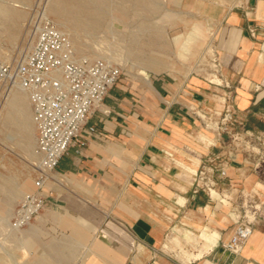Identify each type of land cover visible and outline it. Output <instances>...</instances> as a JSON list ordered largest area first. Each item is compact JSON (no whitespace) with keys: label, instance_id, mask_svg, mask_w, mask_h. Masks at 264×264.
<instances>
[{"label":"crops","instance_id":"crops-1","mask_svg":"<svg viewBox=\"0 0 264 264\" xmlns=\"http://www.w3.org/2000/svg\"><path fill=\"white\" fill-rule=\"evenodd\" d=\"M182 2L190 13L201 10L216 22V79L154 73L136 77L133 85L121 80L108 91L86 124L98 136L71 145L58 160L53 185L41 190L48 203L37 224H54L57 237L85 245V254L73 255L70 264H264V152L258 150L264 147V0ZM15 97H21L17 103ZM7 103L35 163L39 154L28 96L15 90ZM225 108L234 117L236 141L218 135L211 124L206 128L196 114L213 123L218 117L211 113ZM202 184L210 192L197 187ZM19 189L29 192L15 204L7 196L1 200L0 208L10 210L0 215L6 226L35 186L31 191V181L24 179ZM249 204L256 206L251 234L231 256L222 244ZM177 224L216 242L182 263L162 248L168 231L173 240L184 235ZM39 248L38 263L27 264H50L46 247Z\"/></svg>","mask_w":264,"mask_h":264},{"label":"rangeland","instance_id":"rangeland-1","mask_svg":"<svg viewBox=\"0 0 264 264\" xmlns=\"http://www.w3.org/2000/svg\"><path fill=\"white\" fill-rule=\"evenodd\" d=\"M99 1L102 2L100 19L95 20L91 30H85L53 16L50 11L58 7L54 0H0V64L19 60L32 44L34 26L46 18L68 36L77 56L105 58L118 65L124 84L133 85L136 77L154 73L174 78L195 75L216 79L212 47L216 22L205 18L201 10L190 13L182 0ZM6 10L15 12L16 16L8 17ZM4 89L0 83V186H12L17 192L6 193L0 187V203L7 196L15 204L29 192L18 191L22 181L30 180L32 191L39 174L31 146L23 147L20 131L9 118L13 109L7 103L9 91L5 93ZM53 172L45 180L44 188L53 185ZM216 193L212 196H218ZM44 208L20 230H11L0 222V264L38 263L41 245L46 247L44 259L50 264H70L73 255L85 254L83 243L78 245L67 235L57 237L54 224H37L45 216ZM9 211L0 208V215L6 216ZM53 211L57 215L62 213L56 207ZM30 226L32 229L28 230ZM175 228L184 231V235L172 240V230L166 232L162 248L182 263L191 261L215 242L201 232L183 229L181 224ZM189 249L198 252L193 254Z\"/></svg>","mask_w":264,"mask_h":264},{"label":"built area","instance_id":"built-area-1","mask_svg":"<svg viewBox=\"0 0 264 264\" xmlns=\"http://www.w3.org/2000/svg\"><path fill=\"white\" fill-rule=\"evenodd\" d=\"M33 36L29 50L19 60L0 64V83L5 87L4 92L18 88L28 96L39 154L35 191L27 194L13 211L9 221L11 230H20L29 224L47 205V196L41 190L68 148L74 144L82 146L90 137L98 136L94 126L86 125L88 118L123 76L121 68L105 58L77 56L68 36L46 18L34 26ZM196 114L204 120L206 128L211 124L218 135L226 134L237 140L231 128L234 117L228 108L212 112L218 117L213 123L205 120H209L206 114ZM258 150L262 154L264 147ZM220 174L224 171L220 170ZM197 187L210 192L208 184ZM255 210V205L245 206L231 238L222 244L229 255L241 252L251 234Z\"/></svg>","mask_w":264,"mask_h":264},{"label":"bare ground","instance_id":"bare-ground-1","mask_svg":"<svg viewBox=\"0 0 264 264\" xmlns=\"http://www.w3.org/2000/svg\"><path fill=\"white\" fill-rule=\"evenodd\" d=\"M54 1L58 3V7L53 8L50 11V13L56 18L69 20L73 26L80 28V29L91 30L93 24L96 22L95 20H97L101 16L102 2L99 0H84V3H80L78 0H54ZM82 7H86L89 10L87 11L83 10ZM5 14L8 17L16 16L15 12L10 11V10H6ZM151 62H157V61L151 60ZM148 86H150L149 82H148ZM15 90H20V89L12 88L9 91V94L11 92H14ZM20 98L21 97H15L12 100L15 103H17L20 100ZM212 194H215V192L212 191ZM171 239L173 240V236H171ZM215 242L211 244L206 249V251L209 250L215 244Z\"/></svg>","mask_w":264,"mask_h":264}]
</instances>
